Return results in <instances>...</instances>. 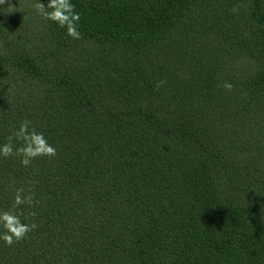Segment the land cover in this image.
<instances>
[{
    "label": "trees",
    "instance_id": "16d2710c",
    "mask_svg": "<svg viewBox=\"0 0 264 264\" xmlns=\"http://www.w3.org/2000/svg\"><path fill=\"white\" fill-rule=\"evenodd\" d=\"M35 2L0 5V145L56 155L0 156L37 225L0 264H264V0H72L79 40Z\"/></svg>",
    "mask_w": 264,
    "mask_h": 264
},
{
    "label": "clouds",
    "instance_id": "9594fccd",
    "mask_svg": "<svg viewBox=\"0 0 264 264\" xmlns=\"http://www.w3.org/2000/svg\"><path fill=\"white\" fill-rule=\"evenodd\" d=\"M4 3L5 0H0V5ZM32 7L43 19L64 29L65 34L71 39H81L79 31L80 13L76 11L72 0H47L46 4L42 3L41 0H36ZM157 86L159 87V85ZM224 87L230 90L232 85L226 82ZM6 141L0 145V156H18L21 165L25 167L38 157H54L56 155V148L49 143L44 133L36 131L35 127L32 126V121L27 119L22 120L19 126L13 129ZM13 141H18V145L14 146ZM31 204V195H24L23 188H16L12 207L0 209V240H3L5 245L10 247L14 243L22 241L37 227L34 222L25 223L21 219L22 216L25 220L28 217H34L35 212H29L25 215L22 211H16L22 205L31 206Z\"/></svg>",
    "mask_w": 264,
    "mask_h": 264
}]
</instances>
